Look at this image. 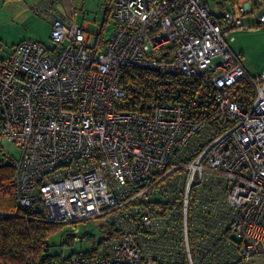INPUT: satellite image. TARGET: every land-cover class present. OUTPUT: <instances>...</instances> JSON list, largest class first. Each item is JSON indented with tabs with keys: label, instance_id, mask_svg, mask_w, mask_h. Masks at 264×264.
Here are the masks:
<instances>
[{
	"label": "built area",
	"instance_id": "built-area-1",
	"mask_svg": "<svg viewBox=\"0 0 264 264\" xmlns=\"http://www.w3.org/2000/svg\"><path fill=\"white\" fill-rule=\"evenodd\" d=\"M213 1L218 12L208 0H113L114 32L100 45L102 28L76 22L82 8L66 17L60 0H42L33 10L51 23L52 45L25 40L0 54V132L18 150V206L101 222L104 239L88 253L50 264L264 256V72L251 76L228 42L264 25V0ZM127 66L198 78L214 111L191 117L165 100L127 110ZM245 78L249 105L236 95Z\"/></svg>",
	"mask_w": 264,
	"mask_h": 264
},
{
	"label": "trees",
	"instance_id": "trees-1",
	"mask_svg": "<svg viewBox=\"0 0 264 264\" xmlns=\"http://www.w3.org/2000/svg\"><path fill=\"white\" fill-rule=\"evenodd\" d=\"M216 1L221 9L231 8L237 2V0ZM111 6L112 3L107 10V19L102 24L100 45L104 44L103 35L107 21L111 19ZM121 82L126 90L125 108L130 111L144 113L147 111L148 103L158 100L185 106L191 117L206 116L214 111L209 91L198 78L164 75L155 70L127 66ZM200 90L203 91L199 96L201 100L194 105L193 101ZM236 95L249 105L255 98L256 90L245 78ZM0 173V211L3 213L0 217V264H50L51 261L59 259L63 254L52 250L50 239L64 223L51 221L42 213L18 206L17 171L14 162L7 173L3 171ZM86 237L94 238L89 234H85ZM103 239L102 235L99 240ZM75 252L88 253V249Z\"/></svg>",
	"mask_w": 264,
	"mask_h": 264
},
{
	"label": "rangeland",
	"instance_id": "rangeland-1",
	"mask_svg": "<svg viewBox=\"0 0 264 264\" xmlns=\"http://www.w3.org/2000/svg\"><path fill=\"white\" fill-rule=\"evenodd\" d=\"M65 1V4L63 0L60 1L58 9L66 13L69 10V4L67 0ZM208 1L213 11L218 12L214 1ZM111 3L112 0H88L86 3L83 0H79L77 4L78 9L82 8V11L76 16V22L80 25L88 22V30L95 33L107 19V10ZM87 13H89L88 17L90 18L86 17ZM37 16L45 20L41 16ZM114 28V20L111 18L106 24V37L113 34ZM232 36L233 38L228 40L229 45L235 52L241 55L243 64L250 75L253 77L261 75L264 72V25L251 26L245 30H235ZM40 41L52 45L50 34H43ZM17 155V148L6 140L0 132V171L7 173ZM82 234H89L94 236V238L90 239L86 237L82 242L77 241L75 236H81ZM101 236V222L81 220L76 223H64L52 235L50 242L53 245L52 250L55 253L69 255L75 251L89 249ZM238 264H264V256L241 261Z\"/></svg>",
	"mask_w": 264,
	"mask_h": 264
},
{
	"label": "crops",
	"instance_id": "crops-1",
	"mask_svg": "<svg viewBox=\"0 0 264 264\" xmlns=\"http://www.w3.org/2000/svg\"><path fill=\"white\" fill-rule=\"evenodd\" d=\"M41 1L42 0H0V54L3 57H10L15 46L21 41L40 40L43 34H51V23L42 20L33 10L34 6ZM67 1L69 10L66 13L65 11L61 12L66 17H71L74 10L78 9L77 4L79 0ZM84 1L86 3L88 0H83V2ZM63 2L65 4L66 1L63 0ZM83 25L88 29V22ZM100 28H102V26ZM99 29H97V31ZM108 37H106L104 33L103 38Z\"/></svg>",
	"mask_w": 264,
	"mask_h": 264
}]
</instances>
